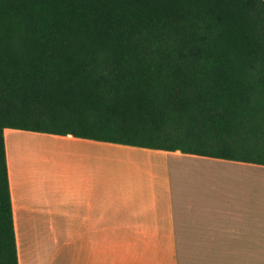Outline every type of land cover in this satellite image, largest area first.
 <instances>
[{
  "label": "trees",
  "instance_id": "obj_1",
  "mask_svg": "<svg viewBox=\"0 0 264 264\" xmlns=\"http://www.w3.org/2000/svg\"><path fill=\"white\" fill-rule=\"evenodd\" d=\"M5 128L264 165V0H0V264H19Z\"/></svg>",
  "mask_w": 264,
  "mask_h": 264
},
{
  "label": "crops",
  "instance_id": "obj_2",
  "mask_svg": "<svg viewBox=\"0 0 264 264\" xmlns=\"http://www.w3.org/2000/svg\"><path fill=\"white\" fill-rule=\"evenodd\" d=\"M4 135L19 264H264V165Z\"/></svg>",
  "mask_w": 264,
  "mask_h": 264
}]
</instances>
